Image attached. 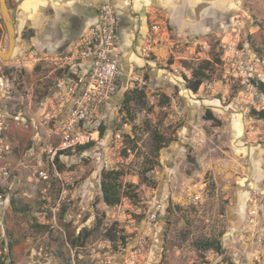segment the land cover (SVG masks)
Segmentation results:
<instances>
[{"label":"rangeland","instance_id":"374dc122","mask_svg":"<svg viewBox=\"0 0 264 264\" xmlns=\"http://www.w3.org/2000/svg\"><path fill=\"white\" fill-rule=\"evenodd\" d=\"M5 1L16 44L0 60V264H264V120L251 114L264 110V0H178L151 26L145 72L123 74L82 131L84 151L62 145L76 75ZM109 170L136 199L103 203Z\"/></svg>","mask_w":264,"mask_h":264},{"label":"crops","instance_id":"0c3cea01","mask_svg":"<svg viewBox=\"0 0 264 264\" xmlns=\"http://www.w3.org/2000/svg\"><path fill=\"white\" fill-rule=\"evenodd\" d=\"M102 4L111 5L118 14L122 76L138 80L136 71L143 74L147 67L143 50L151 26L169 15L171 8L178 10V0H17V10L39 49L57 53L72 72L80 74L86 63L78 59L75 45L96 24Z\"/></svg>","mask_w":264,"mask_h":264},{"label":"built area","instance_id":"2783aa9c","mask_svg":"<svg viewBox=\"0 0 264 264\" xmlns=\"http://www.w3.org/2000/svg\"><path fill=\"white\" fill-rule=\"evenodd\" d=\"M118 25L115 9L109 4H102L96 24L75 45L78 59L86 65L82 67L80 74L73 72L78 80L65 125L63 148L80 147L89 142L90 137L82 131L93 123L94 117L99 115L118 90L122 77ZM159 29L152 27L154 32Z\"/></svg>","mask_w":264,"mask_h":264},{"label":"trees","instance_id":"16d2710c","mask_svg":"<svg viewBox=\"0 0 264 264\" xmlns=\"http://www.w3.org/2000/svg\"><path fill=\"white\" fill-rule=\"evenodd\" d=\"M31 34H33V31H31ZM208 65H205L202 68L196 69L195 71H193V80H187V87L192 90L193 92H197V90L199 89V87L201 86L202 82H203V78H204V74H203V70H207ZM256 87V89L264 94V83L260 82V81H255L253 83ZM131 101V98L126 95L125 97V101L124 104L127 105L129 102ZM251 114L253 116H255L256 118L259 119H263L264 120V110L261 111H255L252 110ZM103 127H100V133H102ZM154 140H155V145H156V151H159L161 149V146L163 144V137H161L160 135H155L154 136ZM93 144L91 145H84V146H80L78 147V149L80 151H84L87 148L91 147ZM62 154V153H59ZM59 160V156L55 157V161L58 163ZM123 176V173L121 171L118 170H109V171H105L101 174L100 177V191H101V196H102V201L103 203L108 206V207H115L118 206L121 203V199L122 197H128L129 199H136L137 198V194L134 192H122V182H121V178ZM84 231L86 232V235L84 236V239L88 238L89 233L86 231V229H84ZM122 240H124V238H121ZM109 241L114 242V239L111 238L109 239ZM197 248L201 251H207V250H213L214 252L218 253V254H222V245L219 242H210V241H206V242H199L197 244Z\"/></svg>","mask_w":264,"mask_h":264},{"label":"water","instance_id":"95a60500","mask_svg":"<svg viewBox=\"0 0 264 264\" xmlns=\"http://www.w3.org/2000/svg\"><path fill=\"white\" fill-rule=\"evenodd\" d=\"M0 14L8 39L7 49L5 51L0 50V60L5 61L9 59L14 53L15 44H16V31H15L16 19L14 16L10 15L5 0H0Z\"/></svg>","mask_w":264,"mask_h":264}]
</instances>
